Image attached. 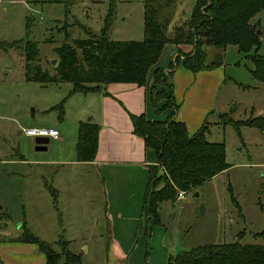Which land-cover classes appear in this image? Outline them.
Masks as SVG:
<instances>
[{"label":"rangeland","instance_id":"1","mask_svg":"<svg viewBox=\"0 0 264 264\" xmlns=\"http://www.w3.org/2000/svg\"><path fill=\"white\" fill-rule=\"evenodd\" d=\"M193 5L194 0H175L167 36L187 24ZM0 13V43H37L40 66L50 74L57 63L52 65L57 60L54 48L65 41L84 39L85 31L100 34L107 18H111L112 41L143 38V0H7L0 1ZM250 25L260 33L259 49L240 53L235 45H228L224 52L204 47L205 64L221 66L197 75L193 90L181 76L184 68L175 61L177 57L182 61L192 46H164L162 64L169 50H176L167 73H162L170 83L171 72H179L178 80H171V91L176 93L178 109L189 116V131L206 124L207 141L225 146L229 169L196 192L184 194L182 200L164 203L159 210L160 224L151 225V241L143 231L139 238L138 229L127 225L117 232L118 247L113 244L103 215V197L94 169L46 165V161L57 160L68 150L62 152L50 141L47 150L36 151L34 141L23 133L27 128L20 124V116L28 122L46 123L58 117L55 108L61 104L65 116L66 96L49 109L40 110L47 97L44 92L55 90L60 96L63 89H41L25 82L23 53L0 47V264H42L43 256L35 245L16 241L24 234L21 225L55 252H62V240L69 242L66 248L80 255V264H166L168 256L199 246L260 244L256 235L264 230V85L252 75L251 57L264 56V10ZM161 88L156 85V90ZM197 112L204 117L197 119ZM223 115L240 123L262 118L263 129H235ZM64 126L69 128V123L65 121ZM53 190L57 191L56 198Z\"/></svg>","mask_w":264,"mask_h":264},{"label":"trees","instance_id":"2","mask_svg":"<svg viewBox=\"0 0 264 264\" xmlns=\"http://www.w3.org/2000/svg\"><path fill=\"white\" fill-rule=\"evenodd\" d=\"M56 1V2H55ZM57 3L58 0H46ZM175 0H143V38L141 41L114 42L109 38L111 18H107L100 34L85 31L84 39L65 41L53 52L57 57L53 73L43 70L38 59L37 43L21 40L0 47L20 50L24 57L23 78L27 82L42 87L48 85L70 84L71 95L98 91L109 84L146 85L149 70L156 65L166 44L190 45L192 50L180 61L178 66L195 74L212 71L220 63L205 64L204 47L211 46L219 51L228 45H235L240 53L252 48L259 49L260 40L257 28L250 21L264 10V0H194L187 24L174 27L171 36L168 28L174 17ZM29 24L27 23V29ZM67 33H65V38ZM181 56V53L178 54ZM220 57V56H219ZM254 65L252 75L264 85V56L251 57ZM160 70L153 72V86L150 89V102L154 108L163 101L159 110H177L171 85ZM156 85L162 86L156 90ZM168 88V89H167ZM58 119L63 116V106L58 105ZM173 112L164 121H150L144 115L132 117L133 132L143 139L146 148L153 151L162 174L150 175L143 199L142 215L148 221L159 224V209L162 203L175 202L178 192H196L205 182L227 171L225 146L210 143L206 139L207 126L201 127L191 136L183 122L173 120ZM229 124L238 129L246 126L263 129L262 118L249 119L243 123L233 121ZM99 127L90 123H80L76 155L79 162H91L98 148ZM160 185L162 187L158 188ZM54 198L56 192L51 191ZM56 201V199H54ZM23 227L24 234L16 241L35 245L44 256V264H80V255L71 253L62 240V252H55L46 242L39 240ZM261 243L241 245L239 243L205 245L189 251H180L168 256L166 264H264V230L256 235Z\"/></svg>","mask_w":264,"mask_h":264},{"label":"crops","instance_id":"3","mask_svg":"<svg viewBox=\"0 0 264 264\" xmlns=\"http://www.w3.org/2000/svg\"><path fill=\"white\" fill-rule=\"evenodd\" d=\"M175 54V48L169 50V55L166 57L168 59L164 64L160 63L162 55L160 56L156 65L149 70L144 87H138L133 84H109L101 87L98 91L71 95L72 85L70 84L48 85L45 87L36 84L41 89H48L49 87L58 89L57 91L63 89V94L60 96H57L56 92H54L55 90L44 92L47 93V97L44 107L40 110L43 112L49 109L53 106L52 104L66 96L65 116L63 113L64 118L62 116V119L59 120L58 117H53L49 122L42 123V121L28 122L24 120L23 116L19 117L20 124L21 122L25 124V128L27 129L52 128L58 130V139L49 140L44 145L46 147L45 150H47V145L52 141L55 147L59 148L62 152L68 150V153L57 160L46 161V165H57L61 167L70 165L94 169L103 197V215L108 224L110 237L114 241L113 244L117 247L119 246V241L115 238L116 236H120V233L117 232L127 228V225L138 229L139 238L142 236L141 232L143 231L145 237L151 241L154 233L151 226L153 222L148 221L142 215L143 199L148 187L150 175L157 173L160 176L162 174V169L157 165L155 153L146 148L142 138L134 134L132 117L144 115L150 121H164L174 112L172 119L183 122L186 125L189 136L196 132L189 131V116L187 117L180 110L181 108L175 111L168 109L157 113L156 109L159 110V105L161 106L162 104L159 103L154 108L150 102L153 72L160 70L163 73H167V68L171 60L176 56ZM177 71L175 72L173 70L171 72L170 83L172 78L175 81L178 80L179 72ZM201 72L193 74L182 69L180 73L189 82L187 86L193 90L196 85L197 75H201ZM192 80L193 83L191 84ZM173 87L175 88L174 85ZM52 97L53 99H51ZM174 99L176 101V93L174 94ZM184 102L183 100L182 105ZM196 117L197 119L203 118L204 114L202 116V114L197 112ZM65 121L69 123V128L64 126ZM80 123H90L99 127L98 148L95 159L91 162H79L77 159L76 144ZM12 128L13 134L16 135L15 128L13 126ZM27 138L34 141L36 146L35 150L38 151L36 149V140L38 138ZM160 187L162 185L158 188ZM176 201H180V199L176 197ZM163 204H161L160 209ZM154 225L158 224L154 223ZM119 253L124 255L121 250H119ZM44 262L45 259L43 256L42 264Z\"/></svg>","mask_w":264,"mask_h":264},{"label":"built area","instance_id":"4","mask_svg":"<svg viewBox=\"0 0 264 264\" xmlns=\"http://www.w3.org/2000/svg\"><path fill=\"white\" fill-rule=\"evenodd\" d=\"M24 134L30 138H47L48 140L58 139L59 136L58 131L52 128H28L24 130ZM183 195V192H179L177 198L181 200L183 198Z\"/></svg>","mask_w":264,"mask_h":264},{"label":"water","instance_id":"5","mask_svg":"<svg viewBox=\"0 0 264 264\" xmlns=\"http://www.w3.org/2000/svg\"><path fill=\"white\" fill-rule=\"evenodd\" d=\"M0 15H1V13H0ZM257 34L259 35L260 33L257 32ZM55 63H56V60H53L52 61V65H55ZM48 142H49V140L47 138H38L36 140V144H37V148L36 149L38 151H45L46 147L44 145H46ZM203 211H204L203 207H201L200 213L203 214Z\"/></svg>","mask_w":264,"mask_h":264}]
</instances>
